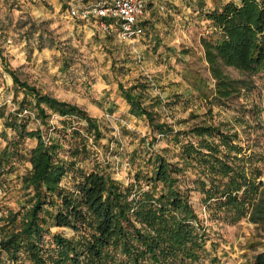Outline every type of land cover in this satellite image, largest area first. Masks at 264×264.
Segmentation results:
<instances>
[{
	"label": "trees",
	"instance_id": "1",
	"mask_svg": "<svg viewBox=\"0 0 264 264\" xmlns=\"http://www.w3.org/2000/svg\"><path fill=\"white\" fill-rule=\"evenodd\" d=\"M202 8L198 14L213 28L201 45L214 87L196 76L190 83L200 99L222 105L247 87L225 69L248 76L264 73V0ZM0 61L13 88L23 92L14 111L0 107L4 129L13 132L10 139L0 133L6 142L0 147V177L14 171L15 160L30 165L20 178L24 202L0 215V264H219L207 248L209 232L190 203L191 192L200 194L210 221L234 225L247 220L264 230V157L237 143L236 132L205 121L174 129L160 121L155 109L166 105L147 94L146 79L129 88L119 84L129 114L144 120L154 134L169 137L179 150L169 161L154 150L155 137L134 149L129 161L140 162L125 186L101 166L77 167L88 155V140L98 145L103 138L97 120L22 81L2 48ZM24 112H32L59 137L29 130ZM54 115L59 127L49 123ZM61 139L72 144L68 160L59 155ZM26 140L35 145L26 149ZM189 172L194 179L187 178ZM50 228L70 229L74 235L66 238ZM253 264H264V252Z\"/></svg>",
	"mask_w": 264,
	"mask_h": 264
},
{
	"label": "rangeland",
	"instance_id": "2",
	"mask_svg": "<svg viewBox=\"0 0 264 264\" xmlns=\"http://www.w3.org/2000/svg\"><path fill=\"white\" fill-rule=\"evenodd\" d=\"M100 1L111 0H0V48L10 67L22 81L80 107L99 124L103 138L98 145L88 140V155L77 167L89 171L94 165L101 166L108 176L126 186L140 162L136 159L131 164L130 153L143 148L154 137V150L169 161L176 160L179 150L170 138L154 134L144 120L130 115L129 106L118 90L119 84L129 88L143 78L149 82L147 94L160 97L166 105L155 109L161 122L174 129H187L202 121L220 124L238 134L237 143L242 147L264 157V73L248 76L225 69L231 79L247 82V87L222 105L200 99L190 83L191 77L196 76L206 80L210 89L214 87L201 45V39L210 36L213 28L202 16L193 13L204 5L211 9L240 0H206L199 7L195 0H188V10L184 13L180 1L174 4V0L170 3L160 0L152 14L148 8L153 4L147 5L146 1V13L140 21L144 35L127 41L121 40L114 28L106 33L94 19H73L68 13L71 6L86 7ZM148 21L156 29L152 30ZM156 32L157 43L150 37ZM22 97L23 92L13 88L0 61V107L14 111ZM174 99L177 102L169 105ZM23 116L27 117L29 130L39 129L59 137L40 125L32 112H24ZM59 121L54 115L49 123L59 127ZM2 131L9 139L13 136L0 120ZM62 143L64 150L59 155L68 160L72 144L68 140ZM5 144L0 136V147ZM34 145V141L24 142L26 149ZM13 163L14 171L0 177V215L8 208L17 210L24 202L20 178L30 165L20 159ZM262 172L261 181H264V164ZM187 178L194 179V174L187 173ZM64 184H71L69 177L64 179ZM200 198L198 192L190 193V203L209 232L207 248L220 260L219 264H253L255 257L264 252V230L247 220L234 225L212 222ZM49 230L66 238L74 235L70 229Z\"/></svg>",
	"mask_w": 264,
	"mask_h": 264
},
{
	"label": "built area",
	"instance_id": "3",
	"mask_svg": "<svg viewBox=\"0 0 264 264\" xmlns=\"http://www.w3.org/2000/svg\"><path fill=\"white\" fill-rule=\"evenodd\" d=\"M146 0L100 1L86 7L71 6L68 13L71 18L82 21L94 19L104 32L113 28L118 37L127 41L139 39L144 31L141 19L144 15Z\"/></svg>",
	"mask_w": 264,
	"mask_h": 264
},
{
	"label": "crops",
	"instance_id": "4",
	"mask_svg": "<svg viewBox=\"0 0 264 264\" xmlns=\"http://www.w3.org/2000/svg\"><path fill=\"white\" fill-rule=\"evenodd\" d=\"M146 1H148L147 2V5H150V4H153V6H151V7H149L148 8V12L149 13H151V12H153V10H154V8H156V6L158 5V4H161V1L160 0H146ZM180 1V2H179ZM205 1L206 0H195L194 2L196 3V5L199 7L200 5H202V4H204L205 3ZM168 2L170 3V2H172V0H168ZM177 2H179V5H183L184 7H183V9H182V12L184 13L185 12V10H188V8L186 7L187 5H188V0H178V1H176V0H174L173 1V3L175 4H177ZM164 4H167V3H164ZM224 4V3H223ZM190 5L192 6V3H190ZM203 8H205V5L204 6H202ZM202 8V9H203ZM215 8H217V6H214V7H212L211 9H208V10H213V9H215ZM145 13H146V10H145ZM145 13H144V16H145ZM198 14V12L196 11L195 13H193V14ZM152 14V13H151ZM151 20V19H150ZM147 25L153 30V29H156L155 27H156V25L154 24V23H152V21H148L147 22ZM171 28V27H170ZM169 28V29H170ZM150 37L153 39V40H156V43H157V40H159V38H158V33L156 32V33H153V34H151L150 35Z\"/></svg>",
	"mask_w": 264,
	"mask_h": 264
}]
</instances>
